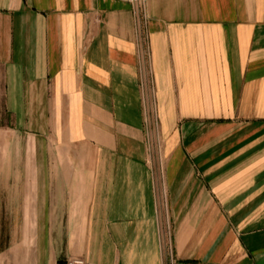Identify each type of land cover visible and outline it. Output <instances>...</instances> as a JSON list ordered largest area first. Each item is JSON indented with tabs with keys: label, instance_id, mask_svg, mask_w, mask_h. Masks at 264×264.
I'll use <instances>...</instances> for the list:
<instances>
[{
	"label": "crops",
	"instance_id": "obj_1",
	"mask_svg": "<svg viewBox=\"0 0 264 264\" xmlns=\"http://www.w3.org/2000/svg\"><path fill=\"white\" fill-rule=\"evenodd\" d=\"M2 138L9 264H264V0H0Z\"/></svg>",
	"mask_w": 264,
	"mask_h": 264
},
{
	"label": "rangeland",
	"instance_id": "obj_2",
	"mask_svg": "<svg viewBox=\"0 0 264 264\" xmlns=\"http://www.w3.org/2000/svg\"><path fill=\"white\" fill-rule=\"evenodd\" d=\"M147 48L146 50H148ZM149 78H150L149 85L153 86L152 83L154 81V75H152L151 78V74H150ZM148 95L149 96H147L146 106H145V117H146L145 140L147 147L149 149L152 162H154L155 164L158 163L163 165L166 159V154H165L166 145L169 140L168 138H166L165 135V131H167L168 129L167 128L169 123L168 118L170 117L169 107L157 104L156 91L149 90ZM20 139L18 137L17 141H19ZM2 142H4V139L0 141V162L10 161V160H21V161L24 160L22 154H17V155L11 154L8 153V150L6 152L5 145H3ZM32 160L33 161L42 160L41 154L39 152L38 153L34 152L32 155ZM6 181L8 182V180ZM13 184L14 183L11 181V183H7V185L5 184L0 185V213H2L0 217V225L3 223L6 224L3 225V227H0V264H9L10 256H9L8 247L10 244V240H12V238L19 239L22 237L21 234L10 233L9 228L7 227L8 222L12 220L8 217L7 213H11V211L18 205V202H16V198L18 196L16 194L9 193V190L11 188H14ZM3 213H6V216Z\"/></svg>",
	"mask_w": 264,
	"mask_h": 264
},
{
	"label": "built area",
	"instance_id": "obj_3",
	"mask_svg": "<svg viewBox=\"0 0 264 264\" xmlns=\"http://www.w3.org/2000/svg\"><path fill=\"white\" fill-rule=\"evenodd\" d=\"M57 264H88L82 257H72L66 261H61Z\"/></svg>",
	"mask_w": 264,
	"mask_h": 264
}]
</instances>
